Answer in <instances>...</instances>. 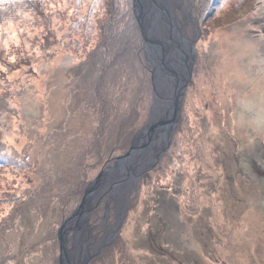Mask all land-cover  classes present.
<instances>
[{
	"label": "rangeland",
	"instance_id": "obj_1",
	"mask_svg": "<svg viewBox=\"0 0 264 264\" xmlns=\"http://www.w3.org/2000/svg\"><path fill=\"white\" fill-rule=\"evenodd\" d=\"M212 1L170 5L192 41L179 116L123 204L90 212L95 243L121 226L88 264H264V0ZM133 10L0 0V264H58L86 186L165 111Z\"/></svg>",
	"mask_w": 264,
	"mask_h": 264
},
{
	"label": "water",
	"instance_id": "obj_2",
	"mask_svg": "<svg viewBox=\"0 0 264 264\" xmlns=\"http://www.w3.org/2000/svg\"><path fill=\"white\" fill-rule=\"evenodd\" d=\"M159 3L160 2L158 0H150L151 6L161 14V5H159ZM133 7V14L137 24L139 25L142 40L145 44V53L147 47H149L150 50H153L155 53L158 54L157 51H161L163 43L161 41L154 42L153 40H151V37L148 36L149 25L146 26L144 24V13L142 11L143 9L141 8L139 0H133ZM170 29L172 34V28ZM171 42V50L173 54L177 57L179 64L182 65L183 70L182 75H179L178 73L174 72L171 73V75L173 76L174 88L170 96L166 97L165 99L168 101V107H165V111L163 112L160 120L150 121L145 127L144 131L141 130L139 132L140 134L142 133V139L143 142H145L144 146L139 143V139L134 138L132 140L129 151L124 156H121L114 160V163L112 165L101 170L97 177L86 186L84 195L81 199L79 206L70 216V218H68L64 223H62L57 229L56 234L58 242V264H88L91 259L95 257L104 246L108 245L116 237L121 225H117L115 230H112L111 225H103L105 227L106 232H108L109 237L107 236L104 241L100 240L98 243H95V239H93V236L91 235L90 225H87V219L89 218L90 212L101 202L106 193H108V199L106 204L107 206L108 203L112 200V191L114 189H118L119 186L117 185H120L129 177L130 170L126 169V165L129 166V164L125 165V163L128 162L131 156H135V159H137L141 155L148 154V150L150 148L149 146H151V144L153 145L154 143L156 146L161 145L159 152L152 157V162L156 163L160 155L168 147L174 124L176 123L179 116L183 92L191 78V62L193 61V56L191 55L192 57L188 63L185 62L184 64L183 62H181V60L178 58V54L180 52H178L177 50L180 49L179 41L174 40L172 36ZM153 48H157L158 50L155 51ZM159 59L161 62V55ZM152 68L153 72L151 79L153 81V86L155 90L158 89L156 83V77L158 76V74L156 75V73L154 72V64L152 65ZM165 131L168 132L166 139H164L163 142L157 145V142L159 141L158 139L161 138V134L166 133ZM138 143L141 148H139ZM123 164L125 165L124 167L122 166ZM148 169L143 168L142 171L135 172L133 174L134 178H139L141 174L145 171H148ZM116 207H119V205L116 204ZM108 210L109 208L106 207V215L104 219L107 218ZM82 218H84V224L78 225L76 221L78 219L81 220Z\"/></svg>",
	"mask_w": 264,
	"mask_h": 264
},
{
	"label": "bare ground",
	"instance_id": "obj_3",
	"mask_svg": "<svg viewBox=\"0 0 264 264\" xmlns=\"http://www.w3.org/2000/svg\"><path fill=\"white\" fill-rule=\"evenodd\" d=\"M161 5V14L156 11L150 4L147 2V0H139V3L141 4V8L143 9V13L145 10L147 11L148 15L144 16L146 23L149 25V32L155 37H157L159 40L161 38V42L163 43V46L161 47V51L157 48H153L155 51L158 50V54L155 53L153 50H150L149 47L146 49V53L148 55V58L151 62L154 64V72L158 76L156 77V83L158 88V98H156V107L159 109L158 111H162L165 107H168V101L165 100L166 97L170 96V89L174 88V81L173 76L171 73H178L179 75H182V65L179 64L177 57L173 54L171 50V38L173 36L174 40L179 41V47H180V53L178 54V58L185 64V62H189L190 57L192 55V41L190 39H187L183 36V30L184 27L179 25L180 20L177 18L176 14L173 13L174 9L172 8V11L170 9V5L173 1H176L180 3V0H158ZM149 5L146 7V5ZM179 8L182 12L184 11L183 6H176ZM174 16V17H173ZM175 18V19H174ZM172 23V24H170ZM171 25V26H170ZM170 26V27H169ZM179 27V28H178ZM172 28V34L171 29ZM161 55V62L160 57ZM176 57V58H175ZM177 59V60H176ZM171 71V72H170ZM155 146V145H154ZM156 147H153L151 144V147L148 150V154L141 155L137 159H135V156H131L128 162L125 163L129 164L130 166L126 165V169L130 170L129 177L122 182L119 185L118 189H114L112 191V196L116 200V204L120 206L122 205V201H125L127 196L130 194V189H133L135 187L136 182L138 181V178H134L133 174L135 172L142 171L143 168H146L151 162L152 157L155 155L153 153V149L155 150ZM136 153V152H135ZM122 165L123 167L125 166ZM133 176V177H132ZM141 178V177H140ZM119 208V207H118ZM106 232V230H105ZM108 235V232H106V237ZM93 239L97 240L101 237L98 234L92 235ZM94 240V241H95ZM102 238L101 241H104ZM98 243V242H97ZM84 254V251H83Z\"/></svg>",
	"mask_w": 264,
	"mask_h": 264
},
{
	"label": "trees",
	"instance_id": "obj_4",
	"mask_svg": "<svg viewBox=\"0 0 264 264\" xmlns=\"http://www.w3.org/2000/svg\"><path fill=\"white\" fill-rule=\"evenodd\" d=\"M31 1V0H29ZM215 1H218V0H215ZM215 1H212V2H215ZM53 11L55 12L56 11V8H53ZM54 14V13H53ZM55 15V14H54ZM133 17H134V14H133ZM135 19V18H134ZM136 22V20H135ZM137 23V22H136ZM1 157V156H0ZM5 161L8 160V154L5 155V158H4ZM3 164H0V166H2ZM56 233H57V230H56ZM56 241H57V234H56Z\"/></svg>",
	"mask_w": 264,
	"mask_h": 264
}]
</instances>
